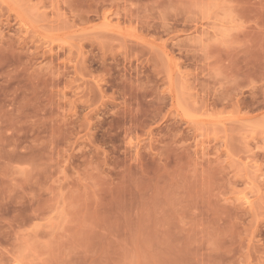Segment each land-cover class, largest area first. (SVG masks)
Segmentation results:
<instances>
[{
    "label": "rangeland",
    "instance_id": "374dc122",
    "mask_svg": "<svg viewBox=\"0 0 264 264\" xmlns=\"http://www.w3.org/2000/svg\"><path fill=\"white\" fill-rule=\"evenodd\" d=\"M0 264H264V0H0Z\"/></svg>",
    "mask_w": 264,
    "mask_h": 264
}]
</instances>
